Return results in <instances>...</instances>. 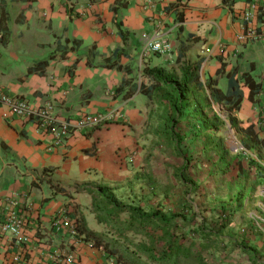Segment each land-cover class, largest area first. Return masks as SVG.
Segmentation results:
<instances>
[{"label": "crops", "instance_id": "1", "mask_svg": "<svg viewBox=\"0 0 264 264\" xmlns=\"http://www.w3.org/2000/svg\"><path fill=\"white\" fill-rule=\"evenodd\" d=\"M247 14L264 31V0H0V89L52 103L73 121L115 116L56 145L35 120L0 106V216L26 215L31 237L0 240V264H69L53 258L69 253L70 264H116L54 227L81 216L106 231L85 190L99 186L133 189V204L213 217L204 234L215 238L197 240L212 264H264V39H240ZM146 35L168 39L172 51L144 54ZM42 60L48 67L33 69ZM193 64L202 98L183 100L178 114L162 91L171 87L154 88L145 70L180 78ZM247 75L261 90L231 111V133L221 132L220 98L232 77Z\"/></svg>", "mask_w": 264, "mask_h": 264}, {"label": "trees", "instance_id": "2", "mask_svg": "<svg viewBox=\"0 0 264 264\" xmlns=\"http://www.w3.org/2000/svg\"><path fill=\"white\" fill-rule=\"evenodd\" d=\"M48 62L49 60H42L33 69L46 68ZM198 68L196 64L187 65V70L183 71L180 78L157 68L150 71L147 69L145 73L152 77L154 88L162 84L171 87L165 89L167 94L180 102L178 105L175 101L173 105V110L179 114L180 105L186 100L189 86L198 78L195 71ZM231 89L221 96L220 101L227 104L225 101L235 99L229 110L236 111L238 103L243 98L254 99L260 92L261 85L247 75L245 81L241 83L232 77ZM153 91L154 89L150 90V95ZM213 93L212 95L216 94ZM232 123L234 124L233 120ZM242 127L245 128V125ZM85 190L94 194V211L98 220L106 224L108 229L104 232L94 231L79 216L78 233L85 241L102 248L110 257H114L116 264H208L209 257L203 254L206 245L198 246L197 243L199 236L211 238V233L204 234L206 233L204 224H200L202 230L179 229L181 224L178 219L186 217L183 216V212L175 210L169 212L162 206L154 208L126 203L105 186Z\"/></svg>", "mask_w": 264, "mask_h": 264}, {"label": "built area", "instance_id": "3", "mask_svg": "<svg viewBox=\"0 0 264 264\" xmlns=\"http://www.w3.org/2000/svg\"><path fill=\"white\" fill-rule=\"evenodd\" d=\"M252 19L251 14H247L246 20L249 21L246 26L245 33L240 37L244 41H260L264 39V31L258 27L250 25ZM239 39V40H240ZM172 51L171 42L163 37H151L146 35L144 54H168ZM0 106L7 108L9 113L15 116L33 119L39 126L47 129L54 137L55 144L63 143L71 134L73 129L94 128L104 125L115 118L113 114H85L77 121L63 118L55 112V106L52 103L44 105H33L27 100L13 96L0 89ZM28 219L23 213L16 210H10L3 217L0 216V240L9 239L11 246L14 243L27 245L31 237L27 231ZM54 227L57 231H63L70 235L74 245L80 244L82 236L78 233L77 220L68 217H58L54 221ZM62 254L53 255L54 259H62V262L74 263L76 256L69 253L65 257ZM14 261H18L20 255L12 257Z\"/></svg>", "mask_w": 264, "mask_h": 264}, {"label": "rangeland", "instance_id": "4", "mask_svg": "<svg viewBox=\"0 0 264 264\" xmlns=\"http://www.w3.org/2000/svg\"><path fill=\"white\" fill-rule=\"evenodd\" d=\"M182 68H183L182 71L187 70V66H183ZM190 72H191V70H190ZM162 91L166 92L167 90H162ZM159 94H160V96L163 97V95L160 92H159ZM197 98H202L201 92H199V90H197V88H196V86H194V84H191L188 88L186 100H196ZM157 99L160 100L159 97H157ZM172 99L175 100L174 98H172ZM229 108H230V106H227L226 103L221 101V104H220V110H221L220 111V113H221L220 128H221V132H224L227 130V134H230L231 133L230 130L233 129V127H234V124L232 123L233 117L231 114V110H229ZM166 144L168 145L169 141L166 142ZM109 189L118 198L125 201L126 203H132L133 199L135 198V193H134L133 189L128 188L125 190V189H121L120 186H113V187H110ZM125 191H126V193H125ZM191 199H195V197H193ZM174 208H176L177 209L176 211H179V213L183 211L184 214L186 215V217H183V218L181 217L178 219V222H180V224H181L179 229H184V230L186 229L188 231H191L193 228L202 229L201 225H200L201 223L204 224L206 228H209V227L211 228L210 224L215 221L213 219V217L210 218L211 220L208 218L203 219L202 217L195 218L194 220H191V219H193L192 218V212H189V214H188L180 204L174 205ZM140 238L141 237L139 236V239ZM213 238H215V237H213ZM213 238H210V239H213ZM207 259H208L207 263L212 264L211 260L209 258H207Z\"/></svg>", "mask_w": 264, "mask_h": 264}]
</instances>
